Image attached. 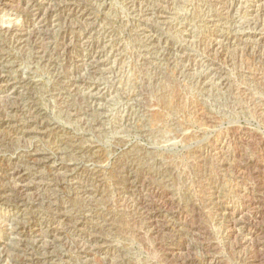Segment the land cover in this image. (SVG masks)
<instances>
[{"label": "rangeland", "instance_id": "obj_1", "mask_svg": "<svg viewBox=\"0 0 264 264\" xmlns=\"http://www.w3.org/2000/svg\"><path fill=\"white\" fill-rule=\"evenodd\" d=\"M263 6L0 0V264H264Z\"/></svg>", "mask_w": 264, "mask_h": 264}, {"label": "bare ground", "instance_id": "obj_2", "mask_svg": "<svg viewBox=\"0 0 264 264\" xmlns=\"http://www.w3.org/2000/svg\"><path fill=\"white\" fill-rule=\"evenodd\" d=\"M2 2H4V1H6V0H1ZM38 2V1H37ZM25 3V2H24ZM41 3V2H40ZM26 5V4H25ZM3 6V5H2ZM17 6V5H16ZM15 6V7H16ZM34 7V6H33ZM264 7V6H263ZM26 8V7H25ZM72 8V7H71ZM54 9V8H53ZM5 10V9H4ZM37 11V10H36ZM44 11V10H43ZM30 14V13H29ZM75 14V13H74ZM86 15V14H85ZM36 17H38L39 15H35ZM41 16V15H40ZM33 17V16H32ZM40 18V17H39ZM42 18V17H41ZM78 19V18H77ZM36 21H38L39 23L40 22H42V20L41 19H35ZM52 20V19H51ZM38 23V26L40 25ZM43 26V25H42ZM38 29V28H37ZM44 30V29H43ZM9 31V30H8ZM28 31V30H27ZM37 31V30H36ZM24 32V31H23ZM45 32V31H44ZM30 34V33H29ZM31 35V34H30ZM28 36V35H27ZM38 36H40V33H38ZM70 36V35H69ZM30 37V36H29ZM41 37V36H40ZM26 38V37H25ZM32 38V37H31ZM23 39V38H22ZM33 39V38H32ZM44 39V38H43ZM34 40V39H33ZM85 40V39H84ZM44 41H46V40H44ZM70 41V40H69ZM71 42V41H70ZM42 43H44V42H42ZM69 43V42H68ZM73 43V42H72ZM5 44V43H4ZM34 45V44H33ZM40 46H41V44H40ZM68 46V45H67ZM43 47V46H42ZM41 47V48H42ZM44 50V49H43ZM42 51V50H41ZM70 51V50H69ZM70 53H71V51H70ZM43 54V53H42ZM69 54V53H68ZM105 60V59H104ZM2 68V67H1ZM3 70V69H2ZM87 70V69H86ZM6 82H8V80H7V78H5L4 76H2V77H0V92H2L1 91V89H2V84H4V83H6ZM4 87H6V86H4ZM7 89L8 90H11V89H13L12 88V86L10 85V84H7ZM7 94H8V92H7ZM2 96V95H1ZM9 96V95H8ZM6 97V96H5ZM16 97V96H15ZM19 97V96H18ZM3 98V97H2ZM1 100V99H0ZM6 101V100H5ZM1 109V108H0ZM47 129V128H46ZM33 148V147H32ZM34 151V153L33 154H31L30 156L34 159V161L32 162V164H34L35 166H39V165H41V164H43V163H46V162H52L54 159H53V156L52 155H50V154H48V153H45V152H40V151H38V150H33ZM31 158V159H32ZM58 162V161H57ZM13 165V164H12ZM42 166V165H41ZM16 167V166H15ZM33 167V166H32ZM53 167H54V169L58 172L59 171V173H60V170L62 169V165H60V164H57L55 161L53 162ZM71 167V166H70ZM13 169V168H12ZM28 170V169H27ZM73 170V169H72ZM53 174H56V173H53ZM12 176L17 180V182H18V185L16 186V188H15V190H18V192H20L21 194H27V193H29V192H32V191H34V188H32L29 184H26L28 181V179L30 178V175L28 174V173H26V171H25V169H23L22 168V164H21V167H16V168H14L13 169V173H12ZM32 177V176H31ZM57 177V176H56ZM27 181V182H26ZM13 184V183H12ZM12 186V185H11ZM13 188V187H12ZM42 188V187H41ZM44 188H45V186H44ZM36 190V189H35ZM14 191V190H13ZM35 192V191H34ZM37 195V194H36ZM23 196V195H22ZM35 196V195H34ZM19 197V196H18ZM38 197V196H37ZM41 197V196H40ZM29 198V197H28ZM6 202V201H5ZM64 217H66V216H64ZM18 219V218H17ZM17 221V220H16ZM135 225V224H134ZM81 227V226H80ZM79 227V228H80ZM25 228V227H24ZM39 229V228H38ZM32 230L31 232H30V235H32V237L33 236H36V237H43L44 235L45 236H47V234H42L43 232L42 231H40V230ZM58 229V228H57ZM90 230V229H89ZM28 232V231H27ZM48 232V231H47ZM59 233H60V231L58 232V231H54V232H52L51 234H49V237L50 238H56V237H58V236H60L59 235ZM19 235V234H18ZM29 235V234H28ZM21 237V236H20ZM60 238V237H59ZM46 239V238H45ZM50 240V239H49ZM59 240V239H58ZM33 241V240H32ZM52 241V240H51ZM61 241V240H60ZM91 241V240H90ZM89 241V242H90ZM20 244V243H19ZM44 245H45V242H44ZM54 246H55V244H54ZM56 247H58V246H56ZM47 248V247H46ZM31 249V248H30ZM48 249V248H47ZM52 249V248H51ZM50 249V250H51ZM97 249V248H96ZM37 250V249H36ZM97 250H102L101 249V247L100 248H98ZM5 253H6V251H5ZM52 253V252H51ZM11 254H12V252H11ZM10 254V255H11ZM35 254V253H34ZM58 254V253H57ZM18 256V255H17ZM60 256V255H59ZM7 258V257H6ZM5 258V259H6ZM61 258V257H60ZM113 259V258H112ZM2 260V259H1ZM34 261L35 262H41V259L40 258H35L34 259ZM52 261V260H51ZM8 263V262H7ZM10 264V263H9ZM12 264V263H11ZM33 264H34V262H33Z\"/></svg>", "mask_w": 264, "mask_h": 264}]
</instances>
